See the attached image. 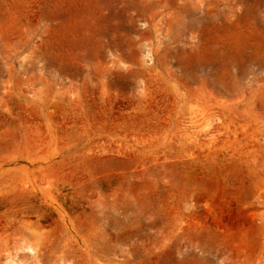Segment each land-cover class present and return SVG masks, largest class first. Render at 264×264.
Listing matches in <instances>:
<instances>
[{"label":"rangeland","instance_id":"1","mask_svg":"<svg viewBox=\"0 0 264 264\" xmlns=\"http://www.w3.org/2000/svg\"><path fill=\"white\" fill-rule=\"evenodd\" d=\"M36 263L264 264V0H0V264Z\"/></svg>","mask_w":264,"mask_h":264},{"label":"bare ground","instance_id":"2","mask_svg":"<svg viewBox=\"0 0 264 264\" xmlns=\"http://www.w3.org/2000/svg\"><path fill=\"white\" fill-rule=\"evenodd\" d=\"M21 196H26V197H34L38 194L37 191H29L26 189H20L18 190ZM44 196H47L48 198H50V195H46L44 194ZM34 225L32 223H27L24 226H17L13 228V231L11 233V240H24L26 237L33 239L35 236V233L32 231L31 233H27V231L33 227ZM9 240V239H8ZM8 240H6V242H9ZM19 250L25 251L27 254L31 255L32 258L34 259L35 256V250L33 246H28V245H19ZM33 263H35V259L33 261ZM37 264V263H36Z\"/></svg>","mask_w":264,"mask_h":264}]
</instances>
